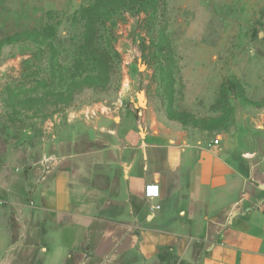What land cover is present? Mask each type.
Wrapping results in <instances>:
<instances>
[{"label": "rangeland", "instance_id": "374dc122", "mask_svg": "<svg viewBox=\"0 0 264 264\" xmlns=\"http://www.w3.org/2000/svg\"><path fill=\"white\" fill-rule=\"evenodd\" d=\"M151 119L160 133L213 144L240 132L254 154L251 138L264 128V0H0V162L9 151L21 166L28 147L53 160L54 132L64 160L104 130H146Z\"/></svg>", "mask_w": 264, "mask_h": 264}, {"label": "crops", "instance_id": "0c3cea01", "mask_svg": "<svg viewBox=\"0 0 264 264\" xmlns=\"http://www.w3.org/2000/svg\"><path fill=\"white\" fill-rule=\"evenodd\" d=\"M149 126L104 130L92 149L64 160L58 132L46 140L53 160L27 146L33 152L16 166L8 151L0 264H60L61 256L78 264H264V128L251 136L250 154L240 132L215 145L202 134L160 133L152 119ZM147 186L159 197L147 198Z\"/></svg>", "mask_w": 264, "mask_h": 264}, {"label": "built area", "instance_id": "2783aa9c", "mask_svg": "<svg viewBox=\"0 0 264 264\" xmlns=\"http://www.w3.org/2000/svg\"><path fill=\"white\" fill-rule=\"evenodd\" d=\"M215 145L219 144V141L216 140L214 142ZM145 194L147 198H157L159 197V190L157 186H147L145 190Z\"/></svg>", "mask_w": 264, "mask_h": 264}, {"label": "bare ground", "instance_id": "6f19581e", "mask_svg": "<svg viewBox=\"0 0 264 264\" xmlns=\"http://www.w3.org/2000/svg\"><path fill=\"white\" fill-rule=\"evenodd\" d=\"M139 101H140V105H143L144 106V96L143 95H139Z\"/></svg>", "mask_w": 264, "mask_h": 264}, {"label": "water", "instance_id": "95a60500", "mask_svg": "<svg viewBox=\"0 0 264 264\" xmlns=\"http://www.w3.org/2000/svg\"><path fill=\"white\" fill-rule=\"evenodd\" d=\"M144 106H145V101H144ZM144 106L143 105H139V106H137V108L140 109L141 107H144ZM247 156H251V155L248 154Z\"/></svg>", "mask_w": 264, "mask_h": 264}]
</instances>
